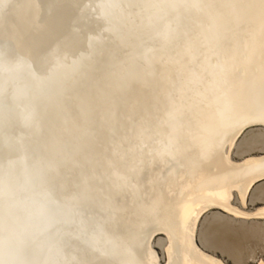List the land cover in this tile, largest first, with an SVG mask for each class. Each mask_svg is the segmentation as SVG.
<instances>
[{"label":"bare ground","instance_id":"obj_1","mask_svg":"<svg viewBox=\"0 0 264 264\" xmlns=\"http://www.w3.org/2000/svg\"><path fill=\"white\" fill-rule=\"evenodd\" d=\"M259 250L264 0H0V264Z\"/></svg>","mask_w":264,"mask_h":264},{"label":"rangeland","instance_id":"obj_2","mask_svg":"<svg viewBox=\"0 0 264 264\" xmlns=\"http://www.w3.org/2000/svg\"><path fill=\"white\" fill-rule=\"evenodd\" d=\"M260 206H262V203H256L255 205H252V206H250V204H249V208L251 209H255V208H258V207H260ZM224 259L226 260V258L224 257ZM259 260H264V253H262V252H260V250L259 251H257L255 254H254V256L251 258H248V260H247V264H256ZM227 261V264H232V262L231 261H229V260H226ZM249 261V262H248Z\"/></svg>","mask_w":264,"mask_h":264}]
</instances>
